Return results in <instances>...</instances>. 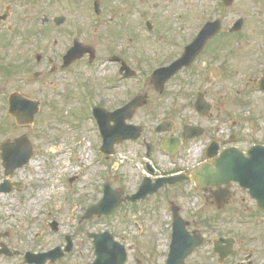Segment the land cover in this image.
I'll use <instances>...</instances> for the list:
<instances>
[{"label": "flooded vegetation", "instance_id": "flooded-vegetation-1", "mask_svg": "<svg viewBox=\"0 0 264 264\" xmlns=\"http://www.w3.org/2000/svg\"><path fill=\"white\" fill-rule=\"evenodd\" d=\"M204 29L214 33L207 37L204 51L162 86L159 80H165L166 74L160 71L181 58ZM87 33L104 34L103 47L83 41ZM138 96L144 97L143 106L130 116L124 108ZM31 102H39L35 122L19 126L11 117L14 131L25 132L5 141L29 137L33 158L39 149L29 131L38 123L42 109H48L47 120L68 124L73 119L69 125L91 134L98 141L97 154L108 161L130 143L122 140L129 132L126 126L143 127V136L132 143L140 144L153 182L158 177L190 176L245 143L235 135L228 144L222 115L226 105L229 109H264V0H0V109H33ZM160 112L163 121H159ZM137 116H141L139 122ZM151 121L155 126L148 138ZM162 122L166 123L159 131L164 132H159L157 126ZM187 126L196 127L201 136L185 139ZM103 133L104 151L112 156L102 152ZM5 141L0 143L2 166ZM253 146L239 148L247 156ZM191 149L198 153L193 166L158 169L160 159L189 158ZM167 191L169 251L174 242V264H181L180 256L191 249L185 264L197 256L209 257L216 264H264V235L257 231L258 216L264 217V210L258 196L238 183L198 188L188 180L148 199ZM240 193L246 194L244 202L235 201ZM147 200L128 204L134 207ZM176 217L181 219L174 228ZM213 223L222 225L223 232L211 240ZM238 227L255 230L246 234ZM50 228L60 229L57 219ZM42 235L43 225L36 239ZM56 247L66 244L59 242ZM5 248L9 249L1 243L0 256L21 258L15 264H57L66 258L36 260L31 254L44 255L53 249H9L6 255Z\"/></svg>", "mask_w": 264, "mask_h": 264}, {"label": "rangeland", "instance_id": "rangeland-1", "mask_svg": "<svg viewBox=\"0 0 264 264\" xmlns=\"http://www.w3.org/2000/svg\"><path fill=\"white\" fill-rule=\"evenodd\" d=\"M103 37L104 34L87 33L83 34V41L103 47ZM5 83L8 87L9 83ZM172 87L174 91L175 84ZM47 112L48 109H42L37 119L38 123L29 131V136L35 142V148L39 149L38 155L32 159L29 166L19 170L12 177L11 180L20 185L10 193H0V232L8 233L6 238L0 240V244L4 243L11 250L31 248L49 250L54 249L65 237L70 236L75 242L74 249L57 264H90L94 260V248L88 233L109 231L118 240L124 239L123 243L129 249L127 264H136L137 260H141V264H164L170 245L171 213L167 203L170 191L148 199L145 204H137L134 207L126 204L111 216H99L83 221L81 229L77 224L86 209L101 201L106 183L126 194L137 191L145 171V159L144 154L141 155L140 144L130 142L120 147L117 156L107 162L104 157L97 154L98 141L90 136L91 134L75 130L69 125L73 119L68 124L47 120ZM163 115V112L159 113V121L163 120ZM222 115L226 117L225 122H222L225 126V136L237 133L245 142L238 147L243 149L253 146L254 143L264 144V109H229V105H226ZM65 116L70 117V113ZM140 117L135 118L136 122H139ZM9 118L6 109H0V122L8 124V127L3 128L6 132L0 131V142L6 138L13 139L25 132L21 130L15 132L14 120ZM151 122L146 132L148 138H151L152 128L155 126V121ZM78 142L81 146L88 145L89 149L83 153V156H90V160L84 159L79 163L68 162V167L67 162H58L64 159V154L71 148V151L74 150ZM53 144L58 147L55 148ZM137 151L140 153L139 156L138 153L136 154ZM188 154L189 158H185L184 155L174 160L162 158L158 161V169L161 171H171L177 167L187 169L195 163L198 156L197 149H191ZM54 164L66 166L64 169L58 168V176L55 178H53L54 173L48 171ZM45 165L47 171L45 170L41 175ZM0 167L1 185L6 176L2 164ZM245 197L246 194L240 193L235 201L244 202ZM207 210L213 214L217 212ZM44 219L48 220L42 223ZM54 219L59 222L60 229L57 232L50 228V223ZM258 223L260 226L257 231L264 235L263 216H258ZM41 225H43V235L36 239V232ZM215 225L213 223V230L211 233L208 232L211 240L223 232L222 225ZM139 228H141L140 232ZM228 228L233 232L234 226ZM238 228L246 232L248 227ZM253 230L255 229H251ZM4 256H0V264H15L21 260L16 256L11 258ZM188 264L216 263L209 257L197 256L192 257Z\"/></svg>", "mask_w": 264, "mask_h": 264}, {"label": "water", "instance_id": "water-1", "mask_svg": "<svg viewBox=\"0 0 264 264\" xmlns=\"http://www.w3.org/2000/svg\"><path fill=\"white\" fill-rule=\"evenodd\" d=\"M203 48H191L188 51V54L184 56L183 59L177 62L171 70L175 71L177 68H180L184 64H191L193 61L195 55L202 51ZM194 52L193 57H190V53ZM179 66V67H178ZM176 72V71H175ZM137 102H140V99L137 100ZM136 104L135 101L130 105L129 109H135ZM250 158H245L242 153L239 151L232 149L230 151H227L225 153V157H222L219 161L216 162L217 168L214 172L217 176H219L217 179L220 180V183H228L232 180L238 181L241 183L242 186L246 188H252L257 183V188L259 191L264 193V147L257 146L254 147L251 151H249ZM26 161L21 163L20 166L25 164ZM213 168H205L202 167L201 170L197 171L193 176L191 177L193 180L197 182V185L199 187L202 186V180L203 175L205 173H213ZM186 177H175V178H166V179H160L156 182V184L153 186L155 189L153 190L156 192L159 187L164 186L166 183L174 184L178 182L179 180H183ZM188 178V179H191ZM257 182V183H256ZM144 184H147L145 182ZM205 185L207 183L205 182ZM144 187L142 186L140 192L137 196H135L131 200H136L139 198V196L142 194L143 196L146 195L144 192ZM123 202V199L121 198V195L118 193L113 192L111 189H106L105 191V197L101 201L99 205L94 207L89 211V216L91 215H102V214H110L113 212L121 203ZM97 239V256L98 259L95 262V264H124L125 261V253L124 248L120 246L121 251L117 247H113V238L109 233H103L102 235L96 236ZM168 264H173L172 262V254L170 256ZM183 264V263H182Z\"/></svg>", "mask_w": 264, "mask_h": 264}, {"label": "bare ground", "instance_id": "bare-ground-1", "mask_svg": "<svg viewBox=\"0 0 264 264\" xmlns=\"http://www.w3.org/2000/svg\"><path fill=\"white\" fill-rule=\"evenodd\" d=\"M88 158H90V157H88Z\"/></svg>", "mask_w": 264, "mask_h": 264}]
</instances>
